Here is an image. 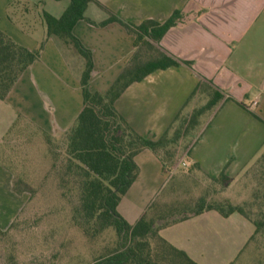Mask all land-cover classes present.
<instances>
[{"label": "crops", "instance_id": "crops-1", "mask_svg": "<svg viewBox=\"0 0 264 264\" xmlns=\"http://www.w3.org/2000/svg\"><path fill=\"white\" fill-rule=\"evenodd\" d=\"M69 5L70 0H0L2 32L31 51L45 42L40 59L22 75L7 99L0 100L3 153L12 145L11 135L26 129L45 139L48 151L50 141L63 139L83 107L84 58L61 40H46L40 18L41 9L61 18ZM176 11L184 14V20L168 31L160 46L192 67L154 72L129 86L115 107L138 134L156 141L192 104L191 96L201 79L213 82L226 99L207 120L206 115L200 120L197 139L183 164L197 163L199 172L211 178L224 172L234 182L264 153V0H95L87 8V21L73 30L92 53L90 90L106 94L135 53L134 37L122 25L102 23L112 15L135 25L146 20L165 23ZM135 161L139 176L118 207L131 225L146 213L171 178L150 150L139 153ZM14 184L15 173L0 160L2 232L31 201L26 191L16 193ZM231 220L234 224L248 222L237 214L223 218L210 211L166 228L160 235L198 264H206V247L215 238L202 229L209 222ZM180 227L193 229L186 232L182 243L171 232Z\"/></svg>", "mask_w": 264, "mask_h": 264}, {"label": "trees", "instance_id": "trees-1", "mask_svg": "<svg viewBox=\"0 0 264 264\" xmlns=\"http://www.w3.org/2000/svg\"><path fill=\"white\" fill-rule=\"evenodd\" d=\"M93 2L95 0H70L61 18L40 10L46 40H61L84 58L80 81L83 107L63 139L50 141V144L55 142V162L50 174L57 179L63 198L74 202L73 222L88 239L94 241L107 231L115 234L112 247L104 248L88 264H198L186 252L163 239L160 232L210 211L223 218L240 215L254 225L255 234L264 233V215L255 218L249 210L251 207L234 205L229 201L210 202L207 198H200L194 207L188 203L162 202L167 190L175 189L173 176L135 224H129L119 213L122 199L140 173L135 157L144 150H150L172 175L175 154L169 147L194 133L200 120L209 112L213 114L226 96L213 82L202 78L191 100L207 95L209 99L204 106L185 117H182L184 111L179 113L171 128L159 140H149L138 134L117 111L115 103L129 86L142 82L156 71L182 65L192 67L190 62L179 60L160 46L168 31L183 22L184 14L176 11L165 23L146 20L135 25L114 15L102 23L100 26L111 23L122 25L134 37L135 53L107 93L101 94L90 90L94 72L92 53L73 34L79 22L87 21L85 14ZM44 45L45 42L31 51L0 30V100L7 99L22 75L40 59ZM175 124L176 131L170 138L169 132ZM194 143L188 147L185 156ZM191 167V170L201 171L197 163ZM205 176L222 189L232 183L224 172L218 178ZM19 186L20 182L15 179V192L22 194L26 191L32 197L30 189L22 190ZM3 233L0 231V235Z\"/></svg>", "mask_w": 264, "mask_h": 264}, {"label": "rangeland", "instance_id": "rangeland-1", "mask_svg": "<svg viewBox=\"0 0 264 264\" xmlns=\"http://www.w3.org/2000/svg\"><path fill=\"white\" fill-rule=\"evenodd\" d=\"M208 99L207 95L197 96L182 117L204 106ZM210 115L211 112L207 113L204 120ZM176 126L169 132L170 138ZM22 131L24 133L11 135L12 145L4 148L7 153L0 151V160L13 170L20 188L30 189L32 199L12 226L0 235V264L92 262L96 254L112 247L116 239L114 232L107 231L94 241L82 233L73 222L74 202L63 198L57 179L50 174L55 162V142H51L47 151L45 139L39 138L32 130ZM198 132L199 129L169 147L175 154L171 175L175 189L167 190L162 202L188 203L194 207L200 198H207L210 202L229 201L234 205L251 207L249 210L255 218L264 215V153L241 177L222 189L213 185L203 173L183 164L184 153L195 141ZM186 228L171 231L178 243H182L186 232L193 231ZM202 230L215 238L206 247L209 255L205 256L204 263L264 264V233L255 234V227L250 221L243 220L241 224H234L232 220L220 224L209 222Z\"/></svg>", "mask_w": 264, "mask_h": 264}]
</instances>
